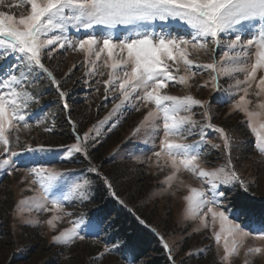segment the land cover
<instances>
[{
  "label": "snow or ice",
  "instance_id": "6c2138e0",
  "mask_svg": "<svg viewBox=\"0 0 264 264\" xmlns=\"http://www.w3.org/2000/svg\"><path fill=\"white\" fill-rule=\"evenodd\" d=\"M25 6H30V11L17 16L15 10ZM157 26L159 31H156ZM118 28L124 32L113 31ZM81 32L83 36L79 35ZM59 50L83 53L82 66H88L87 76H104L97 64L102 61V67L109 69L108 78L103 81L105 99L110 90L119 93L114 98L112 111L104 120L98 121L83 136L76 133V142L65 147L69 156L82 154L89 161L87 171L100 175L89 154V142L99 135V126L128 107L139 111L152 104L154 109L148 111L133 134L146 125L147 135L154 143L162 131L161 150L153 155L157 161L162 154L167 157L166 163L170 161L173 171L166 177L169 187L181 170L190 172L205 186L189 188V194L184 197L186 212L190 218L199 219L205 228L212 229L218 247L223 242L222 261L227 262L230 257L239 255L250 238L264 241V207L257 208L249 203L230 209L225 204L227 189L239 185L247 193L249 185L233 163L232 153L237 145L232 136L212 122L210 100L197 99L191 94L169 95L163 91L173 84L193 87L190 81L201 71L210 72L211 86L217 92L234 96L242 91L243 95L233 107L247 117V126L264 157V122H259L264 120V99H260L264 96V74L257 76L258 70H264V0H0V156L6 154V158L0 159V169L8 170V175L21 170L15 158L30 155L33 159H40L42 154L53 151L43 145L32 147L27 144L17 151L19 136L16 133L21 128L31 129L34 124L44 125L45 132L55 130V120L48 123L49 113H41L32 120L33 106H40L43 96L36 89L42 76L56 86L59 100L68 109V93L61 90V82L54 75L58 66L51 69L43 62L45 59L55 60L61 54ZM253 50L255 62H251ZM193 52L197 57L189 58ZM200 53L208 55L210 62L198 63ZM102 54L105 55L102 57ZM9 57L14 58L11 64L7 63ZM181 64L184 74H179ZM238 74H243V79ZM221 76L234 80V84L224 88ZM254 82L258 89L254 91L258 98L255 103L248 98ZM207 86V82L198 85ZM253 104L254 107L250 108ZM197 107L200 120L194 118ZM207 129L219 133L225 158L224 164L211 170L203 167L207 163L205 146L211 145L212 149L221 146L207 139ZM194 136L199 139L191 143L176 142V138L187 140ZM25 171V178L31 177L30 184L38 186L32 190L38 191L39 195L26 198L20 204L38 213L53 210L63 213L45 221L57 233L52 236L54 244L66 247L102 230L103 217L85 222L82 214L69 221L72 227L63 230L58 227L64 216L73 215L72 212H63L65 202L73 198L81 202L90 199L91 180L84 178L82 182H74L65 192L61 184L67 183L63 179L66 174L53 168L46 169L43 165ZM104 182L110 195L128 208L113 183L107 177ZM129 211L133 210L129 208ZM136 219L145 223L139 216ZM23 223L39 225L40 221L25 220ZM164 248L168 249L169 260L176 264L173 248L167 242ZM110 250L115 249L106 244L105 253ZM261 252L264 248L260 246L246 249V255Z\"/></svg>",
  "mask_w": 264,
  "mask_h": 264
},
{
  "label": "rangeland",
  "instance_id": "374dc122",
  "mask_svg": "<svg viewBox=\"0 0 264 264\" xmlns=\"http://www.w3.org/2000/svg\"><path fill=\"white\" fill-rule=\"evenodd\" d=\"M18 2V0H17ZM30 6H25L15 10L17 16L21 13L27 14ZM99 31L100 29H96ZM123 33L124 29L113 30ZM156 31H159L157 26ZM83 36L84 33H79ZM60 55L55 60L43 62L54 71L56 79L61 82V90L68 93V109L63 107V102L59 100L56 86L51 83L46 76H42L36 89L43 93L40 106H33L32 120H35L41 113H49L48 123L52 119L56 122L55 130L45 132L44 125H33L31 129H23L16 133L19 136V144L16 147L20 151L24 145L37 147L43 145L51 148L50 153L42 154V158L33 159L30 155H21L16 159L20 171H13L11 175L8 170L0 169V264H145L155 253L149 252L148 257L137 260L133 254L124 248V245L116 240L111 232L106 228L104 222L102 230L97 233H90L89 238L83 241L76 240L69 246H59L53 243L52 236L57 234L46 223L47 219L53 216H61L59 210L50 212L29 211L27 205H21L20 201L26 198L38 196V191L32 189L37 185H31L30 179H26V168L43 165L46 169L53 168L56 171L66 174L63 179L67 183L61 184L63 191L67 192L69 186L74 182H82L84 178L92 181L90 189V199L81 202L78 198H73L65 202L63 212H72L71 217L64 216L59 222V230L72 227L70 220H76L82 214L85 222L96 220L93 216L95 205H88L95 196V183L100 182L105 189L104 198L115 200L116 209L129 211L135 218L139 216L145 221L144 227L151 230L159 238V245L164 249L167 259L166 264H172L169 260L168 249L164 248L167 242L173 248L172 256L176 264H264V252L255 255H246L248 247L260 246L264 248V241L248 239L244 247L239 251V255L232 256L229 261H222L223 242L218 247L215 243L212 229L205 228L199 219H192L188 216L187 202L184 197L189 194L190 187H205L202 182L190 172L181 170L177 173V178L172 181L169 187L166 177L170 176L172 169L170 161L165 162L167 157L157 161L153 152L160 151V142L163 139L162 131L155 138L147 135V126L133 134V130L141 124L148 111L154 109V105L141 107L139 111L131 107L114 115L106 124L99 126V135L94 141H90L89 154L92 165L99 169L100 175L95 172H88L89 161L82 154L71 156L65 151L66 146L75 143L77 129L83 136L85 132L98 121L104 120L113 109L114 98L119 96L118 92H108L105 99L104 84L109 69L102 67V61H98L100 70L104 71V76L85 75L88 66H82L84 55L79 51L59 50ZM105 54H102V57ZM197 53H192L189 58H196ZM256 55L253 50L251 62H255ZM14 62V58L9 57L7 63ZM210 57L203 53L198 54V63H208ZM171 63V62H169ZM65 74H68L67 76ZM184 74L183 64L180 65V73ZM264 74V70H258L257 76ZM243 79V74H238ZM99 80L100 83H96ZM87 81V83H86ZM207 82V87H198ZM220 82L224 88L229 84H234V80L221 76ZM193 87L188 88L183 85L173 84L163 91L169 95H193L197 99L210 100L213 123L223 127L231 136L237 148L232 155L233 163L243 180L249 185V194L253 199L264 201V157L258 150V142L254 134L247 126V117L243 112L234 109V103L243 92L240 91L234 96H229L227 92H217L212 88L209 71H201L190 81ZM99 89V91H97ZM255 82L253 88L249 90V99H258L254 95ZM260 99H264L262 96ZM118 102V100L116 101ZM254 107L253 105L249 106ZM197 115L194 117L200 120V109H194ZM70 117V120H69ZM71 121V122H70ZM259 122H264L260 120ZM207 139L221 147L212 149L207 145V163L203 165L206 170H211L225 163L223 140L219 133L210 129L206 130ZM70 135L72 137H70ZM95 135V133H90ZM68 141L63 143L64 140ZM199 136L189 137L187 140L176 138V142L191 143L198 140ZM145 141H148L145 143ZM137 157L139 159H137ZM151 157V160H148ZM6 158L0 156V159ZM146 161V162H143ZM159 164V166H157ZM104 177L113 183L118 195L124 199L128 208L120 205L113 198L104 182ZM181 181L183 182L181 184ZM224 189V186H221ZM243 189L236 185L227 189L228 200L225 204L231 209L232 196ZM51 208V205H48ZM90 215L89 217H87ZM248 223L245 217L241 218ZM25 220H39L40 224H24ZM109 222H107L108 224ZM255 226V225H254ZM155 229V231H153ZM218 230V225H217ZM98 235V239L96 238ZM163 237V239H161ZM110 250L105 253V245ZM190 254V255H189Z\"/></svg>",
  "mask_w": 264,
  "mask_h": 264
},
{
  "label": "trees",
  "instance_id": "16d2710c",
  "mask_svg": "<svg viewBox=\"0 0 264 264\" xmlns=\"http://www.w3.org/2000/svg\"><path fill=\"white\" fill-rule=\"evenodd\" d=\"M79 133V129L76 130ZM70 137H72L70 135ZM63 143L65 142L66 139ZM68 139L66 140V142ZM96 192L88 205L96 204L93 216L103 217L107 225V230L112 236L120 241L129 253L137 260L148 257L149 252H154L145 264H166L167 259L164 249L159 245V238L151 230L144 227L129 211L115 208V200L104 198L105 189L100 182L95 183ZM253 204L257 208L264 207V201L253 199L246 192H236L230 199L233 208H238L244 204ZM88 215L87 217H89ZM107 222H109L107 224Z\"/></svg>",
  "mask_w": 264,
  "mask_h": 264
}]
</instances>
